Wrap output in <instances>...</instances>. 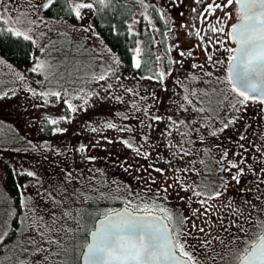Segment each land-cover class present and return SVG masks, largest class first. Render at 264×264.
<instances>
[{
	"label": "snow or ice",
	"instance_id": "obj_1",
	"mask_svg": "<svg viewBox=\"0 0 264 264\" xmlns=\"http://www.w3.org/2000/svg\"><path fill=\"white\" fill-rule=\"evenodd\" d=\"M65 17L83 21L79 29L70 25L90 34L82 40L94 37L102 45L92 46L101 53L100 71L91 74L94 88L70 93L51 87L57 40H43L51 23H68ZM104 28L113 43L102 36ZM181 32L195 38L192 47L181 46ZM57 37L61 47H71L69 31L57 30ZM145 37L148 50L154 49L150 57ZM5 40L9 51L15 46L31 58L29 72L44 76L37 86L25 82L27 93L44 105L65 106L63 115L45 113L41 123L52 125L51 132H65L58 124L73 114L116 102L123 105L115 112L118 122L102 118L85 126L135 133L97 138L106 141L103 148L119 141L130 150L118 163L135 184L108 179L93 167L97 157L86 143L74 150L46 145L58 155L69 153L73 165L84 164L65 161L47 188L36 171L20 167L19 174L36 178L43 203L21 194L22 210L0 221V247L19 253L15 264H220L228 257L231 264H264V131L250 133L245 118L252 106L264 116V0H136L132 8L127 0H32L24 6L7 0L0 3V47ZM121 44L127 74L120 71ZM196 49L203 59L195 58ZM189 57V68L173 76ZM0 62L11 67L3 55ZM16 76L28 79L19 70ZM157 89L171 93L167 102ZM8 95L15 93L0 91V97ZM233 129L237 141L227 135ZM225 137L228 147L217 143ZM173 193L191 216L171 207Z\"/></svg>",
	"mask_w": 264,
	"mask_h": 264
},
{
	"label": "rangeland",
	"instance_id": "obj_2",
	"mask_svg": "<svg viewBox=\"0 0 264 264\" xmlns=\"http://www.w3.org/2000/svg\"><path fill=\"white\" fill-rule=\"evenodd\" d=\"M6 2L7 0H0V3ZM30 2H32V0H13V4L21 6L27 5ZM186 2H188V0H186ZM127 3L128 5H135L136 0H127ZM65 19L68 20L67 24L63 21H54L51 23L50 28L52 31L47 32V36H45L43 40L44 43H47L48 37L57 40L55 48L58 49V51L51 53L56 58L54 67L51 70V75L49 76V79L52 81L51 87L66 88L70 93L77 91L81 87L85 89L94 88L96 85L93 83L91 74L100 71L101 61L97 59V57L101 55V53L94 50L92 46L94 45L95 49H99L102 48V45L99 40L94 37L88 38L86 41L82 40V37L90 36V34L84 33L82 30H73L70 27V25L75 24L77 29H79V25L83 23V21H77L74 18L70 19L68 17H65ZM39 27L40 30L46 31L42 25ZM57 30H66L71 33V47L68 46L67 42L61 47L59 38L57 37ZM194 43V37H187L181 32L182 47L190 48ZM81 44L83 45L82 47ZM161 48L163 49V46H161ZM196 51L199 55L195 58L203 59L202 50L196 49ZM103 55L105 61H107V53H103ZM173 55L178 56V53L174 51ZM191 59V57L186 58L182 66H177V71L173 73V76L179 75L184 69L189 68ZM8 63L11 67H9L8 64L0 62V91L14 92L15 95L0 97V221L8 217L9 213L13 210L16 212L22 210L20 204L17 206L14 203L13 197L2 187V178L7 169H11L14 174H18L21 166L30 167L38 173V176L43 181V186L47 188L49 179L55 178L54 172L58 173L60 168L65 166V161L68 166L78 168L84 167V164L78 160L75 165H73V159L69 153L62 152L58 155L54 150L49 151L46 145L74 150L80 143L89 144L88 154L97 157L96 161L90 162L93 167L104 169L108 179L119 178L133 184L136 183L135 178L132 177L130 173L124 172L123 169L119 167L118 163V161L123 160L125 155L130 154V150L123 148L119 141H114L112 144H109L107 148H103L101 145H104L106 141L97 139L98 137H116L117 135L129 137L135 133L128 131L117 132L115 129L103 128L102 126H100L101 130L99 132H93L85 126V121H99L102 118L115 119L118 122V118L115 117V112L117 109L123 107L122 104L116 102H102L97 104L95 108H89L87 111L73 114L74 119L72 121L59 122L58 126L66 128L65 132H50L48 134L44 130V125L41 123L45 113L63 115L66 111L65 106L60 103L55 105H44L39 98H32L27 93L26 89L23 87L25 82L37 86L34 81L37 79H44L43 75L28 71L32 63L31 58L28 64L22 67L10 62ZM17 70L21 71L24 76L28 78L27 81L22 82L18 79L16 76ZM99 83L102 84L103 81ZM141 83L155 82L141 81ZM167 83L171 87V77L168 78ZM49 86L47 82L44 83V87L47 88ZM157 91L163 98V101L167 102L171 93L163 89H157ZM74 102L76 101L74 100ZM161 111H163V108H161ZM245 118L250 119L252 124L249 130L250 133L264 131V116H261L255 106L248 108L245 113ZM132 123L134 127L137 126L135 121H132ZM226 132L227 135L232 137V141H237L239 139L235 129L231 131L226 130ZM249 138L252 137L249 136ZM259 138V136L256 137V139ZM29 141L31 143H29ZM217 143L224 147L229 146V141L226 137L218 140ZM33 145H35V147H33ZM25 149H27V151H25ZM230 151H235L234 144L230 148ZM57 161L61 163L58 165ZM140 162L143 163V161ZM97 175L99 177V174ZM35 179L36 178L33 177H27L21 185L20 197L21 194L26 196L31 193L34 202L36 204H42L43 201L36 196L38 185L35 184ZM97 182H99V180ZM23 185H27V187H22ZM176 198L177 201L175 204L179 202L177 196ZM115 206L119 205L117 204ZM177 209L178 211L184 209V205H177ZM187 215L191 216L190 213ZM11 219L15 223L17 217H11ZM189 239L194 240L195 236L189 237ZM18 255L19 253L15 250L6 253L3 248L0 247V264H15ZM231 262L232 258L228 257L224 261H221L220 264H231Z\"/></svg>",
	"mask_w": 264,
	"mask_h": 264
},
{
	"label": "trees",
	"instance_id": "obj_3",
	"mask_svg": "<svg viewBox=\"0 0 264 264\" xmlns=\"http://www.w3.org/2000/svg\"><path fill=\"white\" fill-rule=\"evenodd\" d=\"M134 5H129L130 8H132ZM134 10V8H133ZM57 10L53 9L51 13H46V15L52 16ZM102 36L105 38L106 42L113 43V39L111 35H109L107 28H104L101 30ZM160 37V34H157V38ZM145 40V56L150 57L152 55L153 49L150 51L148 50V40L147 37L144 38ZM163 46V45H161ZM25 48H27V42L25 43ZM119 51L122 54V58L125 60V67L121 69V71L125 74L127 72L131 71L130 66H128V58L127 55L124 53L123 44H121ZM0 55H3L5 59L8 60V62L13 63L19 67H22L26 64H28L30 58L25 59L23 55V50L19 48H15L13 46V51H9V46L7 43V40H5L4 46L0 47ZM52 125H44V130L46 133H50ZM27 175L25 174H14V172L11 169H7L4 172L3 178H2V187L3 189L9 193L13 197L14 203L18 206L19 205V198H20V191H21V185L23 182L27 179Z\"/></svg>",
	"mask_w": 264,
	"mask_h": 264
},
{
	"label": "flooded vegetation",
	"instance_id": "obj_4",
	"mask_svg": "<svg viewBox=\"0 0 264 264\" xmlns=\"http://www.w3.org/2000/svg\"><path fill=\"white\" fill-rule=\"evenodd\" d=\"M234 15H235V13H233V16H234ZM233 22H234V21H233ZM208 164H209L210 166H212V165L214 164V161H212L211 159H209V160H208ZM216 175H217V174L215 173V171H213L212 173L209 174V176H210L211 179H215V178H216ZM181 194H183V192H181L180 195H181ZM176 201H177L176 194L173 193L172 196H171V201H170V203H171V207H172L174 210H177V211H178V209H177V205H180V206L184 205V209H185V211H186V214H188V213L191 214L190 209L187 208V204H186L184 201H180V200H179V202H177V203L175 204ZM175 206H176V208H175ZM195 206H196V205H193V207H195ZM197 223H199V221H197Z\"/></svg>",
	"mask_w": 264,
	"mask_h": 264
}]
</instances>
